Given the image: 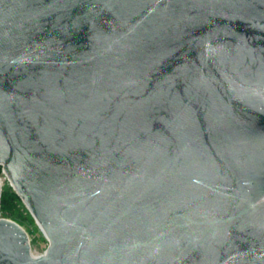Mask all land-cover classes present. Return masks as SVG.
Instances as JSON below:
<instances>
[{
	"label": "water",
	"instance_id": "obj_1",
	"mask_svg": "<svg viewBox=\"0 0 264 264\" xmlns=\"http://www.w3.org/2000/svg\"><path fill=\"white\" fill-rule=\"evenodd\" d=\"M0 165V264H264V0H0Z\"/></svg>",
	"mask_w": 264,
	"mask_h": 264
},
{
	"label": "rangeland",
	"instance_id": "obj_2",
	"mask_svg": "<svg viewBox=\"0 0 264 264\" xmlns=\"http://www.w3.org/2000/svg\"><path fill=\"white\" fill-rule=\"evenodd\" d=\"M0 178L2 181V191L3 190L15 191L10 181L6 177L3 171V167L1 165H0ZM21 201L23 205L19 207V210H20V216L22 217L24 224H20V223L19 224L27 232L28 239H29V242H30V245L33 251L37 254H43L47 250L50 242L48 238L46 237V235L44 234L43 230L41 229L40 225L38 224V222L32 215V213L26 206V204L23 202L22 199ZM0 217L12 219L10 217L3 216L1 212H0Z\"/></svg>",
	"mask_w": 264,
	"mask_h": 264
},
{
	"label": "trees",
	"instance_id": "obj_3",
	"mask_svg": "<svg viewBox=\"0 0 264 264\" xmlns=\"http://www.w3.org/2000/svg\"><path fill=\"white\" fill-rule=\"evenodd\" d=\"M21 205H23L21 198L15 191H2L0 212L3 216L10 217L18 223L24 224L19 210Z\"/></svg>",
	"mask_w": 264,
	"mask_h": 264
},
{
	"label": "built area",
	"instance_id": "obj_4",
	"mask_svg": "<svg viewBox=\"0 0 264 264\" xmlns=\"http://www.w3.org/2000/svg\"><path fill=\"white\" fill-rule=\"evenodd\" d=\"M2 166V165H1Z\"/></svg>",
	"mask_w": 264,
	"mask_h": 264
}]
</instances>
